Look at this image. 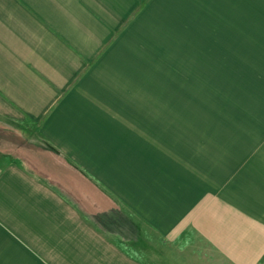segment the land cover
<instances>
[{"label": "crops", "instance_id": "obj_1", "mask_svg": "<svg viewBox=\"0 0 264 264\" xmlns=\"http://www.w3.org/2000/svg\"><path fill=\"white\" fill-rule=\"evenodd\" d=\"M230 39L264 0H0V264H264V110H204Z\"/></svg>", "mask_w": 264, "mask_h": 264}, {"label": "rangeland", "instance_id": "obj_2", "mask_svg": "<svg viewBox=\"0 0 264 264\" xmlns=\"http://www.w3.org/2000/svg\"><path fill=\"white\" fill-rule=\"evenodd\" d=\"M228 41L229 43L227 45L234 48L230 49L235 50V54L205 56V59H207L206 63H216V61L226 63L227 61L231 62V60H233L236 70H230V84H228V80L226 79L227 82L219 86V91L212 96H206L207 99H205L204 110L226 109L227 104H229L230 108L233 107L234 110H242L243 108L252 112L264 110V107H262L263 104L260 105L254 102L256 98L260 96V84H264L263 81L261 82V80H264V40H262V45L259 39H252L250 41L230 39ZM249 49L251 50L250 54L241 53ZM217 58L219 59L217 60ZM205 67H209V65L205 64ZM226 74H228V72ZM263 86L264 85H262V87ZM209 91L211 90L209 89ZM262 93L264 95V92ZM248 100H250V102H248ZM235 104L236 107L234 106ZM163 260L164 259H161L160 264H164Z\"/></svg>", "mask_w": 264, "mask_h": 264}]
</instances>
